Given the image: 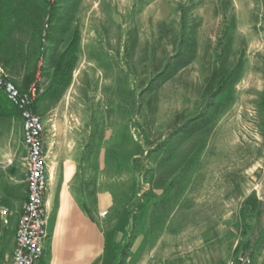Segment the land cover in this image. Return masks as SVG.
<instances>
[{"label": "rangeland", "instance_id": "obj_1", "mask_svg": "<svg viewBox=\"0 0 264 264\" xmlns=\"http://www.w3.org/2000/svg\"><path fill=\"white\" fill-rule=\"evenodd\" d=\"M57 6L70 21L62 42H46L37 66L41 91L53 57L76 31L80 43L69 86L40 110L49 160H60L59 152L74 159L71 186L79 190L85 166L98 159L104 180L135 189V208L144 197L158 198L152 208L175 212L194 234L251 252L257 239L264 241V0H57ZM16 36L25 52L35 45L28 35ZM192 50L194 58L175 70L174 56ZM239 62L238 79L212 99L213 74ZM5 73L21 86L20 65ZM212 101L221 102L217 110ZM205 111L210 122L194 127ZM22 130L18 115L0 116V152L17 147ZM73 171L68 163L66 180Z\"/></svg>", "mask_w": 264, "mask_h": 264}, {"label": "crops", "instance_id": "obj_2", "mask_svg": "<svg viewBox=\"0 0 264 264\" xmlns=\"http://www.w3.org/2000/svg\"><path fill=\"white\" fill-rule=\"evenodd\" d=\"M16 146L0 152V264H12L26 201L23 130ZM49 153L50 148V158ZM58 155L60 160H49L48 238L41 264H227L241 252L194 234L175 212L155 211L151 202L158 198L144 197L142 206L135 208V189L122 187L120 180H104L98 159L85 166L86 179L78 190L71 186L77 170L74 159ZM68 163L74 171L66 180ZM4 208L9 210L6 215ZM104 210L107 214L102 216ZM252 252L254 264H264V241L259 244L257 239Z\"/></svg>", "mask_w": 264, "mask_h": 264}, {"label": "trees", "instance_id": "obj_3", "mask_svg": "<svg viewBox=\"0 0 264 264\" xmlns=\"http://www.w3.org/2000/svg\"><path fill=\"white\" fill-rule=\"evenodd\" d=\"M67 13V10L63 13L59 12L57 0H0V63L4 70L12 69L16 65L23 68L24 74L20 90H27L34 82L41 90L37 79L39 60L45 53L47 41L57 44L62 42V35L67 32L70 21V19H66ZM54 20L56 23H53ZM18 34L28 35L35 41V45L25 52L23 43L16 36ZM79 43L80 35L76 31L65 50L53 57L54 71L51 80L47 87L39 93L34 105V110L39 115H41V109L47 110V107L42 106L43 102H57L69 86L78 60ZM194 55V50L189 54L177 53L173 58L177 59L174 65L175 70L187 65ZM241 71L242 62H239L235 69L228 73L222 68L218 69L212 77L214 84L211 98H216L235 82ZM220 105L221 102L212 101L209 107L217 110ZM13 115L20 117L17 108L9 102L0 89V116L11 117ZM209 116L210 113L205 111L194 127L210 122Z\"/></svg>", "mask_w": 264, "mask_h": 264}, {"label": "built area", "instance_id": "obj_4", "mask_svg": "<svg viewBox=\"0 0 264 264\" xmlns=\"http://www.w3.org/2000/svg\"><path fill=\"white\" fill-rule=\"evenodd\" d=\"M0 89L20 113L23 142L26 146V201L15 232L12 264H41L48 238L46 196L49 188V157L46 128L42 116L34 110L40 93L34 82L27 90H20L8 79L0 63ZM264 169V162H263ZM8 208L2 213L8 214ZM107 211L101 212L105 216ZM227 264H254L253 252H240Z\"/></svg>", "mask_w": 264, "mask_h": 264}, {"label": "bare ground", "instance_id": "obj_5", "mask_svg": "<svg viewBox=\"0 0 264 264\" xmlns=\"http://www.w3.org/2000/svg\"><path fill=\"white\" fill-rule=\"evenodd\" d=\"M53 169H54V166L52 167V171H53Z\"/></svg>", "mask_w": 264, "mask_h": 264}]
</instances>
